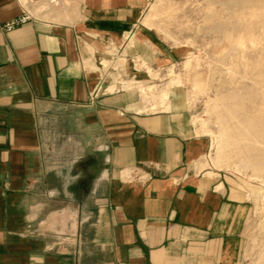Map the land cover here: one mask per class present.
Listing matches in <instances>:
<instances>
[{"label": "crops", "instance_id": "0c3cea01", "mask_svg": "<svg viewBox=\"0 0 264 264\" xmlns=\"http://www.w3.org/2000/svg\"><path fill=\"white\" fill-rule=\"evenodd\" d=\"M41 1L0 0V264H237L240 205L200 169L208 140L182 103L142 113L134 94L92 99L136 9ZM157 38L140 28L131 54L168 63Z\"/></svg>", "mask_w": 264, "mask_h": 264}, {"label": "rangeland", "instance_id": "374dc122", "mask_svg": "<svg viewBox=\"0 0 264 264\" xmlns=\"http://www.w3.org/2000/svg\"><path fill=\"white\" fill-rule=\"evenodd\" d=\"M62 1L56 9L76 5ZM119 1L138 21L100 60L108 83L92 99L134 94L142 113L171 112L181 102L184 121L208 140L200 169L240 205L237 264H264V0ZM140 28L174 59L150 66L131 54ZM126 59L136 76L119 75Z\"/></svg>", "mask_w": 264, "mask_h": 264}, {"label": "built area", "instance_id": "2783aa9c", "mask_svg": "<svg viewBox=\"0 0 264 264\" xmlns=\"http://www.w3.org/2000/svg\"><path fill=\"white\" fill-rule=\"evenodd\" d=\"M22 4L24 5H29L31 3H39L41 4L42 1L41 0H21ZM49 0H47V3H45L48 6ZM32 18V15L25 11L24 13H22L21 15L14 17L12 19H10L9 21H7L4 25L5 29L7 30H11L14 27H16L17 25H20L22 23L27 22L28 20H30Z\"/></svg>", "mask_w": 264, "mask_h": 264}, {"label": "bare ground", "instance_id": "6f19581e", "mask_svg": "<svg viewBox=\"0 0 264 264\" xmlns=\"http://www.w3.org/2000/svg\"><path fill=\"white\" fill-rule=\"evenodd\" d=\"M63 4V1L62 0H49V3H48V7L50 8V9H54V8H56V7H58V6H60V5H62ZM74 4V3H73ZM68 5V4H67ZM73 6L74 5H72V6H68L69 8H68V10H66V11H70L71 9H74L73 8ZM75 7V6H74ZM64 10V9H63ZM250 30V29H249Z\"/></svg>", "mask_w": 264, "mask_h": 264}]
</instances>
